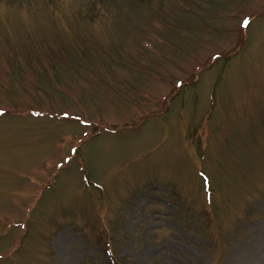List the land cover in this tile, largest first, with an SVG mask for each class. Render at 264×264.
<instances>
[{"label":"rangeland","instance_id":"1","mask_svg":"<svg viewBox=\"0 0 264 264\" xmlns=\"http://www.w3.org/2000/svg\"><path fill=\"white\" fill-rule=\"evenodd\" d=\"M0 110V264H264V0H0Z\"/></svg>","mask_w":264,"mask_h":264}]
</instances>
